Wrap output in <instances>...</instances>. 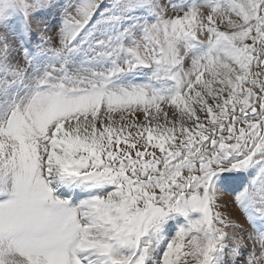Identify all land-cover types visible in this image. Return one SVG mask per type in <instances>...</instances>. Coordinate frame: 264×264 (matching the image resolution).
Wrapping results in <instances>:
<instances>
[{
	"label": "snow or ice",
	"instance_id": "snow-or-ice-1",
	"mask_svg": "<svg viewBox=\"0 0 264 264\" xmlns=\"http://www.w3.org/2000/svg\"><path fill=\"white\" fill-rule=\"evenodd\" d=\"M0 264H264V0H0Z\"/></svg>",
	"mask_w": 264,
	"mask_h": 264
},
{
	"label": "rangeland",
	"instance_id": "rangeland-1",
	"mask_svg": "<svg viewBox=\"0 0 264 264\" xmlns=\"http://www.w3.org/2000/svg\"><path fill=\"white\" fill-rule=\"evenodd\" d=\"M224 202L227 204V208L225 209V211H227L229 214H231L235 219H237L241 223L246 224L243 213L238 208V206L233 202V197L231 195L225 194Z\"/></svg>",
	"mask_w": 264,
	"mask_h": 264
}]
</instances>
